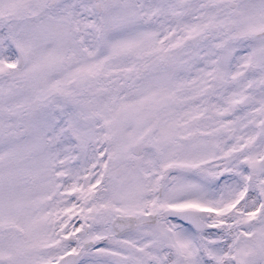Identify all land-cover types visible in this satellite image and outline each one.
<instances>
[{"label": "snow or ice", "instance_id": "obj_1", "mask_svg": "<svg viewBox=\"0 0 264 264\" xmlns=\"http://www.w3.org/2000/svg\"><path fill=\"white\" fill-rule=\"evenodd\" d=\"M0 264H264V0H0Z\"/></svg>", "mask_w": 264, "mask_h": 264}]
</instances>
